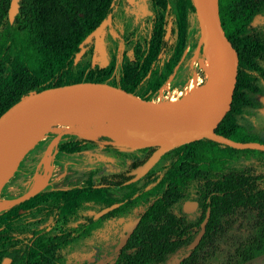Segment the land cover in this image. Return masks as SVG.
<instances>
[{
  "label": "trees",
  "instance_id": "16d2710c",
  "mask_svg": "<svg viewBox=\"0 0 264 264\" xmlns=\"http://www.w3.org/2000/svg\"><path fill=\"white\" fill-rule=\"evenodd\" d=\"M9 2L10 0H0V115L29 94L78 82L107 83L136 93L142 99H152L181 57L187 45L188 19L190 15L194 16L190 0H177L175 11L164 9L163 26L166 28L165 25L168 24L167 34L164 29L154 50L144 57H138V78L127 87L108 80V74L91 66L92 41L84 42L100 22L112 14L118 0H19L12 22H9L7 17ZM217 5L219 19L239 52V36L243 28L256 16L264 18V0H217ZM80 50H83L82 54L74 63V58ZM160 57H165L166 62L163 71L158 73L154 65ZM84 59L87 60V68L85 71H79V64ZM247 83L238 71L230 108L214 132L235 142L262 144L257 135L237 124V116L242 110V89L248 87L245 85ZM138 88L140 90L137 93ZM104 138L109 140L108 137ZM77 142L90 145L96 143L90 139ZM65 147L67 153L76 150V144H68ZM183 147L190 148V151L193 149L195 153L210 155L209 185L212 191L201 194V198L196 199L202 208L209 209L205 232L195 248L178 264H203L214 254L215 238L223 232L224 227L231 226L233 217L250 222L251 234L244 243L234 249L241 261H248L252 254L264 249V175H255L248 169H233L232 164L241 157L256 155L257 162L264 166V152L234 150L209 139H201L182 146V149ZM143 161L140 160L136 166L132 165L131 172L121 179L116 175L115 181L106 182V186H123L125 181L133 177ZM167 173L169 176L165 178ZM173 175L171 170L167 169L150 178L147 188L141 184L143 178L125 186L129 189L127 200L147 198L152 191L161 197L155 198L151 205L143 210L138 224L121 250L113 251L116 241L109 246L111 264H159L167 255L188 242L191 227L176 225L171 215L159 209L167 202L166 196H175ZM47 196L57 202L51 208L52 222L57 217L66 215L74 224L67 226L61 234L50 237L45 236L43 229L30 231L26 235V243L13 251L1 254L0 260L1 257L8 258L10 264H64L59 255H54L55 250L64 248L72 240L90 233L94 221L91 215H81V210L85 207L94 208L97 202L92 175L88 176L86 186L81 188L33 193L0 212V219H13L23 213L37 210L35 202ZM99 201L102 206L108 205L107 202ZM153 204L158 206L154 207ZM194 228L198 229V226ZM49 250L51 262L42 256Z\"/></svg>",
  "mask_w": 264,
  "mask_h": 264
},
{
  "label": "rangeland",
  "instance_id": "374dc122",
  "mask_svg": "<svg viewBox=\"0 0 264 264\" xmlns=\"http://www.w3.org/2000/svg\"><path fill=\"white\" fill-rule=\"evenodd\" d=\"M141 2L145 1L141 0ZM145 5H147V8ZM145 5L139 8L137 14H132L131 16H128L120 8L116 10L117 21L121 25V27L117 26L116 29L121 30V33H123L124 40L122 42L124 44L116 47V42L113 44V38L116 35L115 31H104L99 53L96 56L94 65H91L108 74V80L122 83L127 87L131 86L138 76V71L133 66L132 56L134 55V60H137L140 55L144 57L154 50L160 33L164 29L166 32V28L163 26V11L165 8L175 11L177 0H146ZM151 18H153V22L150 25ZM188 22L187 45L172 68L171 75L156 90L150 100L162 102L181 98V95L186 93L187 85L193 74L196 75V82L191 86L195 88V91L202 92L203 87H207L209 83L203 73V67L207 64V59L202 51L195 15H190ZM244 34L247 33L244 32ZM116 49L118 52L127 50L131 52L133 49L135 53L132 52L129 55L128 52L124 56L118 55L115 58L113 54ZM165 62L166 58L160 57L159 61L155 63L154 67L158 73L163 71ZM86 68L87 60L84 59L80 62L78 70L85 71L84 69ZM256 89L258 93H254V95L253 93L247 94L246 101L248 103L242 108L240 115L237 116V124L241 128L249 129V132L257 135L259 142L264 144V119L257 118L256 120V115H254L264 108V85L257 84ZM139 90L140 88L136 89V92L138 93ZM104 135L110 134H98L90 137L86 134L78 133L76 130H67L62 131L58 135L45 134L34 145L26 146L22 150L23 152H20L18 163L15 167L16 170L11 175L0 169V202L7 204V208H9L33 194L31 191L32 180L34 176L43 173L41 162L46 158H48L50 170L45 187L42 189L45 192L84 187L87 184L88 176L92 175L94 169L98 166L111 170L121 168L132 155V152L108 151L104 149L106 141H117L114 137L108 140L104 138ZM81 139H90L96 143L95 145L78 143L77 141ZM68 144L72 146L76 144L75 152H65V146ZM232 168L237 170L248 169L255 175H264V166L257 162L256 155H249L246 158L241 157L232 164ZM5 175L8 176L6 177ZM122 192L123 190H113L108 192L106 196L119 197ZM49 202H54L53 198L49 196L41 201H36L37 210L23 213L20 216L15 223V230L18 235H22L27 230L40 228L45 225L46 219L42 212ZM129 208L131 211L128 214H119L115 216V219L97 224L86 236L72 240L60 252L65 264H110L112 255L109 253V238L118 235L119 231L125 228L123 226L124 222H128L137 212L138 203L133 202L129 205ZM93 213V207H85L81 210L82 215H91ZM73 224L74 221L70 218L64 219L59 221L55 227H51L50 233L57 234ZM251 232L249 221L233 217L231 226L224 227L223 232L219 233L215 238L214 254L208 257L203 264H264V249L252 254L248 261H241L234 253L237 245L244 243ZM195 234L196 231H193L191 237H194ZM98 242L100 243L99 245ZM189 243L190 241L185 242L182 247L167 255L159 264H178L182 258L189 254L187 250Z\"/></svg>",
  "mask_w": 264,
  "mask_h": 264
},
{
  "label": "water",
  "instance_id": "95a60500",
  "mask_svg": "<svg viewBox=\"0 0 264 264\" xmlns=\"http://www.w3.org/2000/svg\"><path fill=\"white\" fill-rule=\"evenodd\" d=\"M18 1L9 2L7 10L9 22H12L17 13ZM190 1L194 8L200 42H204L208 29L215 36L216 69L213 88L210 91H196L188 97H181L175 101L159 102L142 99L136 94L107 83L78 82L47 88L21 98L0 115V152L18 133L28 127L39 128L62 117L77 115H128L155 124L152 130L141 131L135 136H126L125 142L113 141L118 146L130 149L156 148L127 183L143 177L159 157L169 150L201 139H209L234 150L264 152V144L235 142L214 132L230 108L238 73L239 54L219 19L217 0ZM109 20L108 15L84 42L93 38L95 49L99 35ZM82 51L76 54L74 63L79 59ZM93 63L94 56L91 61L92 65ZM104 136L113 138L109 135ZM107 210L101 211L99 215ZM207 217L208 214L200 225L199 232L187 246L188 251L195 248L200 241ZM137 223L138 219H135L126 227L115 251L124 246Z\"/></svg>",
  "mask_w": 264,
  "mask_h": 264
},
{
  "label": "flooded vegetation",
  "instance_id": "af4514ba",
  "mask_svg": "<svg viewBox=\"0 0 264 264\" xmlns=\"http://www.w3.org/2000/svg\"><path fill=\"white\" fill-rule=\"evenodd\" d=\"M144 1L146 2V0ZM145 2L142 3L141 0H118L117 4L113 7L112 14L109 15L110 16L109 22L103 27L99 35L95 49H94V40L93 38L90 39L92 41L91 61L94 56V63H95L96 56L99 53L101 38L104 31H112V30L115 31L116 35L115 38H113V44L116 42L115 43L116 47H119L124 44L122 42L124 40L122 35L123 33H121V30L116 29L117 26L121 27V25H119V22L117 21L118 17H116V10L120 8L128 16H131L132 14H137V11L139 10V8L142 7V5H145ZM145 6L147 8V5ZM152 22H153V18H151L150 20V25ZM163 23H164V18H163ZM165 26H166L165 34H167L168 24ZM244 32H246L247 34H244ZM239 37L240 40H239V52H238L239 54L238 71L240 72L242 79L248 82L247 84H245L248 85V87L242 89L243 95L240 99V104L242 109L248 103L246 101L247 94L253 93L254 95V93H258V90L256 89V85L257 84L264 85V18L262 16L254 17L251 20L250 24L246 28H243L242 33L240 34ZM116 50L114 51L113 54L115 58H117L118 55L124 56L128 52H129L128 54L131 55V53L133 52L132 51L133 49L131 50V52L130 50L122 51V52H118V50L117 51ZM132 61H133V66H135V68L139 73L140 67L138 66L139 65L138 60H134V58L132 57ZM254 115H256L255 116L256 120L257 118L264 119V108L256 112ZM105 143L106 144L104 145L103 148L108 151L132 152V155L126 160L125 164L121 168L118 169L114 168L113 170H111L109 168L105 169L102 168L101 166H98L97 168L94 169L92 174L94 197L95 200L97 201L94 206V213L91 214L92 220L94 221L93 228L97 224L115 219V216H118L119 214L122 215L128 214L131 211L129 210L130 209L129 205L132 204L133 202L138 203L137 212L130 218L128 222H124L123 226H125V228L119 231L118 235H114L111 238H109L110 245H112L114 241H116L113 245V251L118 252L119 250L115 251V247L119 241V238L123 235L126 227L135 219H138L139 222L140 215L142 214L143 210L149 207L155 198H160L161 195L156 194V192L152 191L147 198L141 200L132 198L133 200L131 199L127 200L126 196L129 193V189L125 188V186L131 184L127 182L133 177L125 181L122 184L123 186L119 188L107 187L106 182L109 183L114 182L116 175H119L118 178L121 179L122 177L127 175L129 171L131 172V169L133 167L132 165L134 166L138 165V162L143 159L144 161L141 164L142 166L149 158V156L155 151L156 148L149 147V148L130 149L127 147H120V146L116 147L113 141H106ZM184 145L175 147L169 150L168 152L164 153L163 155H161L159 159L155 162V164L140 179L143 178V182L141 184L142 186L147 188L150 185V178H152L155 175H159V173L167 169L168 171L171 170L172 174H174L173 177L175 184H174L173 192L175 193V196L172 198L166 196L167 202L165 204H162V206H160L159 209L160 211L162 212L164 211L167 214L171 215L173 218V222L176 225L191 227V229H189L190 230L189 237L187 238V240L191 242L199 232V227L202 224L203 220L205 219L206 214H208L209 217V209L202 208V206L198 203L196 199H200L201 194L209 193L212 191V187L211 185H209V180L211 178V173H210L211 163H210V155L208 153L205 154L195 153V150L192 149V151H190V148H184V147L182 149V146ZM141 166H139L137 169H139ZM168 176L169 173L164 175L165 178H168ZM140 179H138L137 181H139ZM113 190H123V192L119 197H115L112 195L109 197L106 196L108 192ZM60 191H66V190H60ZM48 192H56V191H48ZM99 200L103 202H107L108 205L106 206L100 205ZM56 203L55 201L53 203L51 202L47 203L44 211L42 212V214L46 219V223L43 227L27 230L22 235H18L17 231L15 230V223L16 221L19 220L20 216L13 219H0V255L5 252L13 251L17 249L21 244L26 243V235L30 231H38V230L40 231L43 229L45 230L46 233L45 236H49V237L52 235L61 234L64 231V229L57 234L50 233L51 227H55L59 221L67 219L66 215L63 216L61 215L57 217L54 222H52L51 208L52 206L56 205ZM153 205L154 207L158 206L155 204ZM105 209L108 210L99 215V213ZM208 217L204 224V229L208 221ZM194 226H198V229L194 228ZM193 231H196V234L194 237H191ZM99 244L100 243L98 242V245ZM64 248L56 249L54 255H59L61 257L60 252ZM42 256H44V258L47 261L51 262L52 259L50 255V250L47 253L43 254ZM0 264H10V260L8 258L1 257ZM54 264H58V263L54 262Z\"/></svg>",
  "mask_w": 264,
  "mask_h": 264
},
{
  "label": "bare ground",
  "instance_id": "6f19581e",
  "mask_svg": "<svg viewBox=\"0 0 264 264\" xmlns=\"http://www.w3.org/2000/svg\"><path fill=\"white\" fill-rule=\"evenodd\" d=\"M202 51L207 59V64L203 67V73L209 82L207 87L202 90L203 92L206 90L210 91L213 88V80L216 69L215 36L210 29H208L205 33V39L202 43ZM195 82L196 75L193 74L192 79L187 85L186 93L181 95L182 98L188 97V95L194 94L196 92L194 90L195 88H192L193 86H191ZM175 100L176 99H171L170 101ZM154 128L155 124L153 122L128 115L65 116L39 128L31 126L18 133L4 148V150L0 152V169H3V171L5 170L9 175H11V173L16 170L15 167L17 166L20 152L26 148V146L30 147L34 145L36 141L40 140L45 134L48 133L58 135L62 131L76 130L78 133H83L90 137H94L98 134H110L117 141L125 142L126 136H135L141 131L152 130ZM41 165L43 173L34 176L31 183V191L33 193L42 190L45 187L47 181L50 170L48 158L44 159L41 162ZM7 207V204H2L0 202V211L6 209Z\"/></svg>",
  "mask_w": 264,
  "mask_h": 264
}]
</instances>
